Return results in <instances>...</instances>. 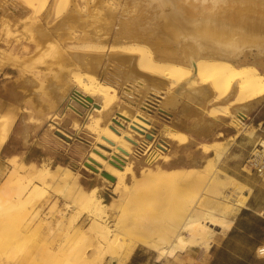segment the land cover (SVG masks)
<instances>
[{"label":"bare ground","instance_id":"obj_1","mask_svg":"<svg viewBox=\"0 0 264 264\" xmlns=\"http://www.w3.org/2000/svg\"><path fill=\"white\" fill-rule=\"evenodd\" d=\"M16 1L22 6L19 14L10 12L9 3L0 0L4 16L0 29L10 34L17 26L24 27L32 47L21 55L30 53L39 64L44 62L43 54L47 56L42 77L24 75V81L31 86L29 96L24 97L40 115L63 101H67L64 106L67 110L78 115L82 106L76 100L80 98L77 93L90 101L84 127L94 135L95 146L89 157L102 180H114L112 191L117 202L107 204L109 208L116 205L122 213L114 223L107 224L102 199L96 196L94 188H82L66 167L72 177L34 164L16 165L13 160L1 186L13 190L8 199L31 210L54 183L71 189L68 206L85 207L89 224L79 230L75 226L78 216L73 214L59 220L56 230L48 227L47 231L85 242L89 261L105 257L108 263L125 264L137 245L148 247L158 257H171L186 247L207 251L214 233L224 234L232 223L235 208L229 202L235 201L236 196L245 198L241 194L246 187L243 182L214 168L227 151L225 140L200 143L214 149L201 170L208 177L204 192L218 193L217 197L223 201L211 205L200 196H192L185 204L183 199L179 210L166 223H161L151 211L128 208L124 212L127 207L123 203L141 185H175L200 178L201 174L182 166L146 167L147 170L136 174L134 169L141 162L132 160V151L140 144L149 150L153 144L154 149L142 160L145 163L165 160L167 157L159 151L173 144L175 135L189 139L181 129L159 123L149 114L151 103L172 112L180 121L185 117V124L194 129L205 118L213 121L227 118L230 124L242 122L240 114L264 101V0H70L69 7L51 27L47 24L56 0H28L29 5ZM31 1L37 2L43 12L39 15L41 19L26 23L25 17L33 11ZM73 35L81 41L79 47L88 45L90 49L67 48ZM104 46L108 51L103 50ZM11 58L12 53L4 51L0 55V68ZM139 63L149 69L140 68ZM116 85L120 87V96L115 92ZM26 88L23 86L22 91ZM210 103L213 108L209 110ZM0 118L1 150L15 114L1 112ZM157 123L158 139L152 130ZM259 143L264 146V141ZM253 159L252 163L264 171V151L258 160ZM257 252L263 256L264 245Z\"/></svg>","mask_w":264,"mask_h":264},{"label":"rangeland","instance_id":"obj_2","mask_svg":"<svg viewBox=\"0 0 264 264\" xmlns=\"http://www.w3.org/2000/svg\"><path fill=\"white\" fill-rule=\"evenodd\" d=\"M4 2L9 3L7 7L12 13L19 14L22 10V6L18 5L16 0H4ZM21 2L24 5H29L28 0H21ZM70 2V0L55 1L54 9L48 20L50 23L47 26L51 27V23L57 21L59 16L69 7ZM31 3L33 11L29 12L25 17L24 21L26 23L41 19L39 15L43 12V9H40L37 2L31 1ZM81 5L83 6V4ZM83 7L82 10L85 9ZM3 17L1 14L0 24ZM72 32H76V29H72ZM73 36L74 38L67 48L74 47L75 50L90 49L88 45L85 47L80 46L81 49L78 46L80 45L78 43L81 41L77 40V35ZM28 41L29 32L22 26H17V29L15 28L13 33L10 34L4 33L0 29V55L8 50L12 53L13 58L7 64L17 69L18 74L15 76L14 81L18 82L16 83L17 85H21L18 89L22 92H20L22 96L14 97L15 104L8 110L15 114V118L9 127L8 140L0 150V264H112L113 261L108 263L105 257L101 260L97 257L94 261H89L84 247L85 242L74 239L70 235L65 236L47 231L48 227L56 230V224L59 220H66L73 214L78 216L75 226L79 230H84L90 222V219L87 218L88 214L85 207L79 205L68 206L70 205L68 201L70 200L69 196L73 191L67 186L54 183L51 187H47L44 195L35 202V206L31 210L25 209L21 203L8 199L11 193L13 194V190L7 186L1 187L12 167V160L16 165L29 163L49 170L54 169L60 176H67L65 174H68V172L64 168L66 167L77 177V181L82 188L86 190L94 188L96 196L102 199L104 203L103 208L107 213V224L114 223L119 214L122 213L116 205L113 208H109L110 206L107 204L108 202H117V195L112 191L114 180L107 178V180H102L101 175L97 174V170L92 167V165H95L94 161L92 162L89 157L95 146L94 135L84 127V123L90 113V101L85 96L77 93L80 96V98L76 99L78 102L79 99H83L85 103H88H80L82 110L78 115L64 107L67 101H63L60 106L40 115V112L36 109L37 113L34 109L35 107L25 98L27 94L29 96L28 89L31 86H28L29 83L27 81H24V75L42 77L45 71L44 62L47 60L45 54H43L42 59L44 62L40 64L38 61L34 62V56L30 53H28L29 55L22 56L21 53L31 50L32 43ZM61 45H65V43H61ZM107 48V46H104L103 50L108 51ZM12 62H14V65H11ZM76 66L79 68V64H76ZM138 66L144 70L149 69L146 64L139 63ZM98 77L101 80L100 72ZM170 84L172 85V83ZM23 86L27 87L24 91H22ZM114 87L117 93L120 87L117 85ZM119 92L117 94L120 96L121 93ZM33 96V94H30V97ZM208 106L209 110L213 108L211 107V103ZM148 110L149 114L155 117L159 123L164 122L175 129L185 127V120H181V122L180 119L173 116L172 112H165L160 108H156L155 103H151V107ZM1 112L2 106H0V114ZM73 117L75 120H73ZM239 117L242 122H236L235 124L227 122L234 130L229 133L231 134L230 136L236 133L233 137L228 136L225 139L227 149L231 144L229 142L234 140L237 133H247L246 120L248 119V113L240 114ZM0 120L2 119L0 118ZM113 122L114 118L111 119L110 123L113 124ZM25 126L24 130L23 127ZM158 128V123L152 127L157 139L159 138ZM175 137L176 139L173 144H168L165 149L159 151L164 158L165 156L167 157L165 160L158 159L155 162L145 163L142 159L145 154L149 153L150 149H154L153 144L149 150H145L144 144L134 147L132 160L141 162L134 169L136 174H141L147 170L146 167L149 169L158 166L164 168L182 166L184 168H192L196 173L198 170L200 175L203 172L201 170L205 168L208 156L214 153V149L211 146L201 145L200 143H190L189 139L187 140V138L185 139L181 135H175ZM241 140H245L244 137H240ZM240 149H242V152L244 151V143H240ZM233 150L230 154L225 153V158L216 162L214 168L238 180L239 174L244 175L246 172H253L264 179V171H260L259 167L252 163L254 161L253 158L258 160L264 148L260 151L254 149L252 151L253 155L249 154L245 157L243 153L240 156H236V154L239 155L240 151L238 149ZM197 157H200L201 160ZM227 157L233 158L225 160ZM61 172L63 173L61 174ZM68 176L72 177L71 174H68ZM207 181L208 177L201 174L200 178L197 176L195 180H185L175 185L167 186L157 183L141 185L123 203L127 207L124 212H127L129 209L151 211L156 214L161 223H166L171 219L174 212L179 210L183 199H185V204L192 196H200L206 203L211 205L221 203L223 200L217 197L218 193L214 194V196L213 193L204 192ZM245 188L241 190L242 195H244ZM215 192H217L216 189ZM2 197L6 199L2 200ZM239 198L241 199L239 200ZM229 203H232V206L235 208L233 211V215L235 216L239 208L244 206L245 198L239 196L237 198L236 196L235 201H230ZM215 228L218 229V227ZM215 235L221 234L214 233ZM217 239H213V241ZM137 247L143 249L144 255L148 257V262L142 264H207L211 254H213L209 250L203 251L201 248L195 246L177 250L171 257H158L157 253L148 247L137 245L135 248ZM216 256L218 260L220 257L221 264H257V262L248 263V259L243 256L246 262L244 260L238 262L237 259L233 261L230 254H217ZM154 258L158 259V262H154Z\"/></svg>","mask_w":264,"mask_h":264},{"label":"crops","instance_id":"obj_3","mask_svg":"<svg viewBox=\"0 0 264 264\" xmlns=\"http://www.w3.org/2000/svg\"><path fill=\"white\" fill-rule=\"evenodd\" d=\"M17 74V69L8 64L0 68V106H2V112L12 108L15 104V96H22L18 89L20 86L14 81ZM247 113V133H237L234 140L229 142L231 144L227 149V154L233 152V149L239 150L240 143H244L245 149L243 152L240 149L239 155L234 152L236 156H240L242 153L244 157L249 154L253 155L252 151L254 149L260 151L264 148L259 143L261 140L264 141V101ZM183 119L185 120V117L181 118V120ZM180 129L188 135L190 143H210L214 140H225L231 135L229 133L234 131L227 123V118L215 121L205 118L204 122L194 129H189L186 124L185 127L178 128V130ZM240 137H244L245 140L240 141ZM7 140L8 138L3 146ZM222 158L220 160H223ZM231 158L233 157H227L225 160H231ZM239 181L246 185L244 192L245 204L239 208L229 229L224 234L220 233L221 235L214 236V239H218L212 241L209 246L208 250L213 254H211L207 264H221L220 257L218 260L217 254H230L233 261L237 259L238 262H241L240 260L243 261V257H245L248 259V263L264 264V255L259 256L257 252V248L264 245V179L253 172H246L244 175L239 174ZM249 189L250 191H248ZM153 261L158 262V259L154 258ZM244 261L246 262V260ZM129 262L130 264L147 263L148 257L144 255L143 249L137 247L125 264Z\"/></svg>","mask_w":264,"mask_h":264},{"label":"built area","instance_id":"obj_4","mask_svg":"<svg viewBox=\"0 0 264 264\" xmlns=\"http://www.w3.org/2000/svg\"><path fill=\"white\" fill-rule=\"evenodd\" d=\"M79 103H85V101L83 99H79ZM85 104H88V103H85ZM160 115V114H159ZM162 116V114H161ZM164 116V115H163ZM165 117V116H164ZM136 153H139V152H136Z\"/></svg>","mask_w":264,"mask_h":264},{"label":"water","instance_id":"obj_5","mask_svg":"<svg viewBox=\"0 0 264 264\" xmlns=\"http://www.w3.org/2000/svg\"><path fill=\"white\" fill-rule=\"evenodd\" d=\"M150 135L146 134V137H149ZM112 179V178H111Z\"/></svg>","mask_w":264,"mask_h":264}]
</instances>
